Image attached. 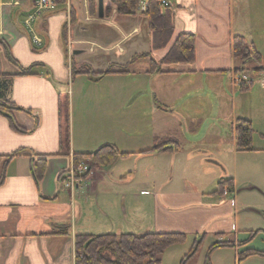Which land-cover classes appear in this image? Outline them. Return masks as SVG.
Returning a JSON list of instances; mask_svg holds the SVG:
<instances>
[{"label":"crops","instance_id":"0c3cea01","mask_svg":"<svg viewBox=\"0 0 264 264\" xmlns=\"http://www.w3.org/2000/svg\"><path fill=\"white\" fill-rule=\"evenodd\" d=\"M21 2L19 6L6 4L0 7V38L7 43L11 56L19 64L9 62L14 68L4 70V55L0 51L1 69L17 73L21 68L27 69L34 64L43 66L35 68L40 74L15 77L8 93V99L24 109L15 113L16 123L31 131L16 132L10 127L8 119L0 115V176L4 173L0 184V264H75L74 238L77 233L88 234L95 228H104L98 231L102 234L111 230L116 221L128 222V216L124 215L128 213L126 192L112 193L114 197L121 198L123 213L115 209L104 211L103 222H96L91 227L81 221L84 213L75 200L76 196L82 200L94 195L99 202L102 191L110 193L109 188L129 180V177L117 178L110 173L109 168L119 157L107 169L91 161L90 174L71 191L64 186L62 178L59 179V174L73 165L74 152H92L105 143L114 144L124 151L120 149V144L133 136L142 137L148 133L151 123L150 131L154 139L172 137L181 146L193 140L191 142L196 143L197 149L191 155L200 156L199 162L203 166H219L222 178L226 179L228 171L219 159L221 156L213 152H218L230 142L231 152L237 157L236 119L244 118L264 126V72H249L252 81L246 89H240L232 80L233 73L242 67L264 68V0H167L174 16V37L181 33L195 37L194 63L174 65V71L184 72L172 74H149L146 72L148 58H134L149 51V46L146 48L144 45L148 39L146 20L139 15L120 16L114 8L106 12L109 0H103L102 17L98 16L97 8L95 15L88 13V0H68L64 9L55 6L43 13L38 22L40 29L35 27L36 22L32 25L34 35L41 40L40 46L32 44V36L24 25V20L34 10L33 1ZM68 14L72 15V22L68 20ZM129 18L141 19L140 25L131 27ZM78 20L82 21L79 24L82 38L73 41L70 38ZM67 23L68 47L63 37V27ZM107 25L114 26L119 34H106ZM88 32L90 34L86 35ZM141 32L145 34L140 36ZM107 35L109 41L104 42ZM236 36L243 37L254 46L260 55V62L250 60L244 65L234 58L232 44ZM73 42H91L97 46V60L105 68L99 71H121L125 68L124 73L118 74L133 78L136 74L132 65L144 62L141 73L149 79L147 82L152 86L153 97L162 107L153 109L150 123L146 114V124L143 122L141 113L137 119L140 126L131 127V118L124 109V102L127 101L121 96L120 104L109 114L105 129L108 138L105 136L102 139L96 130L86 136L80 134L75 137L72 102L70 139L66 143V125L59 108L65 98L69 103V97L61 88L68 85L71 79L70 63L76 64L75 57L84 52L83 49H76L71 54L73 60L68 59L69 50L73 51ZM160 52L163 54L158 56ZM165 52H154L152 57L158 60ZM169 68L164 66L165 70ZM45 72H49L50 76H46ZM144 88L142 92L149 94V89ZM117 120L123 121L119 128L113 124ZM260 132L263 137L264 132ZM87 143L93 145L90 147ZM143 151L139 153L144 154ZM179 152L151 153L155 166L168 163L170 173L165 176L162 170L157 176L153 175L152 181L143 183L140 193L149 196L151 212L148 223L140 232H193L200 238L211 234L224 239L232 234L236 226L235 205L231 204L235 200L214 193L217 188L205 193L192 182L174 185L172 166ZM40 156L47 158V167L43 180L37 185L31 174V160ZM228 189L229 193L234 191V180ZM140 193L135 192L131 196L138 199ZM64 229H67V235L54 233ZM237 264H264V257L252 255Z\"/></svg>","mask_w":264,"mask_h":264},{"label":"rangeland","instance_id":"374dc122","mask_svg":"<svg viewBox=\"0 0 264 264\" xmlns=\"http://www.w3.org/2000/svg\"><path fill=\"white\" fill-rule=\"evenodd\" d=\"M4 2L7 3L9 0H4ZM64 7L65 6H59L58 9H64ZM71 19L72 15L70 14L68 20L71 22ZM39 20L40 18H38L35 23V27L38 29H40L38 26ZM128 20L130 21L131 27L132 25L138 27L141 21L139 18H129ZM81 22L82 21L78 20L77 26L73 27L72 36L70 38L73 41L82 38V30L79 25ZM68 23L65 25L67 34ZM104 31H106V34L108 32L119 34L114 26L107 25ZM90 32L86 35H89ZM144 34L141 32L139 35L141 36ZM84 39L87 38L84 37ZM143 39L144 37L142 36L141 40ZM141 40L140 42L144 43ZM103 41H109L108 35ZM74 43L76 42H73L72 53L70 50L68 52V59L69 57L70 59L72 58L71 54H74L76 49H83L84 52L77 54L75 57L74 61L76 65L87 63V65H91L96 71L105 69L102 68L103 66L97 60V46L91 42L83 44ZM65 45L68 47V42H66ZM144 45L146 48L149 46L148 39L145 40ZM162 54V52L157 53L158 56ZM9 62L10 61H7L4 56L2 59V67L6 71H10L14 68L13 64ZM142 65H144L143 61L140 63L136 62L132 65V71L134 75L136 74L133 78L125 77V74H116V77L106 76L98 80L87 75H75L71 77L68 85L66 84L64 88L61 89L68 93L70 118L73 102L75 137L80 134L86 136L96 130L98 135L102 137V139H105V136H107L105 129H107L106 125L109 122V114L116 110L117 106L120 104L119 100L121 96L122 100L125 98V101H127L124 102L126 105L124 109L131 118V127L136 128L140 126L138 118L141 113H143V115L141 114L144 118L143 122L146 124V114L150 123L153 109L161 104L153 97L154 94L151 90L152 86L147 82L149 79L145 77L144 73H141L143 69ZM122 69L124 70L125 68ZM126 84L127 86H125ZM144 87L149 89V94L142 92L146 89ZM129 91L131 92L130 95ZM66 99L67 98H65V100ZM122 122L121 120H117V122H113V124H115V127L119 128ZM251 124L254 130L252 139V147L254 150L239 151L236 157L234 153L231 152V143L229 142V145H223L222 149L220 148L218 152H213L221 156L219 159L222 160L228 171L227 178H233L235 181L234 191L229 193V189H227V192L223 194L228 200H235V203L231 204L235 205L237 221L232 234H228L224 239H219L215 235L207 234V236L200 239V237H197L196 233L186 232L185 242L166 249L161 256V262L159 264H180L182 258L188 254L195 241H200L198 249L195 255L190 258L186 264H237L238 253L243 250L256 249L258 251H264V136L262 137L260 135V131L264 132V126H260L256 121L254 122L255 125L253 123ZM148 129V133H145L142 137L133 136L125 141L123 145L120 144V149L130 152L131 155L126 159H117L113 166L109 168L110 173L112 172L117 178L128 176L129 180L118 182L115 186L109 188L111 195L110 193L104 194L102 191V195L98 197L99 202H97V196L94 195L82 200L78 199V196L75 197V200L78 201L77 203H80L82 207L84 216L81 221L84 224L88 223L89 227H91L94 224L103 222V212L107 210L115 209L117 212L120 211V214L121 212L123 213L121 198L114 197L112 195L114 192L128 193V197L125 200L128 213L124 214L128 216V222L116 221L114 227H111V230H107L105 233L139 234L148 223L151 212V202L149 201V196L140 193L143 183L152 181L153 175L157 176L162 170L165 176L170 173V166L168 163L165 164V166H155L151 153H139V151L150 149L154 145V135L150 131L151 123ZM191 141L193 140L182 145L179 154L174 158L172 167L175 179H173L172 183L181 186L184 182H192L199 190L205 193H211L217 188L219 181L225 179L222 178V170L219 166L201 165L199 162L200 156L193 157V155H191V153L197 149L195 148L196 143ZM87 145L91 147L93 144L87 143ZM168 158V162H170V156ZM102 167L107 169L108 166ZM104 168L103 170H105ZM161 189H163V187H161ZM135 192L140 193L138 199L131 196V194ZM107 226L110 227V224L107 223ZM103 229L104 228H95L88 234L97 235L101 233L98 231H102ZM218 241H231L233 242V246L219 247L209 252V248Z\"/></svg>","mask_w":264,"mask_h":264},{"label":"trees","instance_id":"16d2710c","mask_svg":"<svg viewBox=\"0 0 264 264\" xmlns=\"http://www.w3.org/2000/svg\"><path fill=\"white\" fill-rule=\"evenodd\" d=\"M142 0H109L107 11L114 8L120 16L139 15L146 20V30L149 39V51L142 53L134 58H148L147 70L149 74H172L183 73L184 71H174L172 66L192 64L195 61V37L192 34L181 33L174 37V16L169 5H163L162 0H147L144 11L139 10V4ZM56 7L65 6L67 0H54ZM97 8V0H88V13L95 15ZM72 12V11H71ZM72 14V13H71ZM72 22V19H71ZM64 43H66V27H63ZM233 56L236 60H240L244 65L250 60L261 61L260 55L252 46L248 44L241 36L233 38ZM166 50L165 54L158 60L152 57L157 51ZM0 51L6 59L16 65L18 62L11 56L7 43L0 38ZM42 64H34L27 69L21 68L17 73L4 72L1 69L0 61V115L8 119L10 127L16 132L28 133V130L16 123L14 115L18 111H24L23 108L17 106L8 99V93L12 80L19 75H36L40 72L35 71L36 67ZM164 66L171 68L165 70ZM71 77L75 75H87L97 80L107 74L124 73V70L113 71L111 69L105 71H94L89 65H76L73 62L70 66ZM237 73H245L246 75L264 72V68L255 67L249 69L242 67L236 70ZM50 76L49 72L44 73ZM244 83L240 89H246L251 84ZM161 107V106H159ZM162 108V107H161ZM29 112L28 110H25ZM60 114L65 121V141L68 143L69 137V103L68 99L61 102L59 108ZM37 125V121L35 123ZM235 137L237 151H252V139L254 130L251 121L238 118L235 121ZM181 148L179 141L172 137L155 138L152 148L143 151V153H160V152H177ZM130 152L120 151L114 144L105 143L92 152H74L73 164L76 166L81 160L90 158L93 162L100 166H110L116 158H126L130 156ZM47 167V158L44 156L36 157L31 160V174L37 185L44 178ZM64 172L59 174L62 178ZM86 174L84 177L86 178ZM4 179V173L0 176V184ZM233 185L232 178L221 180L218 183L214 193L224 194V190L231 188ZM59 235H67V229L54 232ZM75 264H159L161 256L166 249L173 245L182 244L186 240L185 233L181 232H163V231H147L143 233H102L87 234L77 233L75 235ZM201 239V238H200ZM200 241H195L185 255L180 264H186L192 258L199 246ZM233 246L231 241H218L214 243L209 252L219 247ZM252 255L264 257V251L256 249H246L238 253L237 262L247 259Z\"/></svg>","mask_w":264,"mask_h":264},{"label":"built area","instance_id":"2783aa9c","mask_svg":"<svg viewBox=\"0 0 264 264\" xmlns=\"http://www.w3.org/2000/svg\"><path fill=\"white\" fill-rule=\"evenodd\" d=\"M34 4L33 12L27 16L24 20V25L28 29V32L32 36V44L36 46L41 45V40L34 35L33 23L36 22L40 16L46 11H50L55 8L54 0H32ZM21 0H9V2H4V0H0V7L5 6L6 4L9 6H19L21 5ZM163 5H168L167 0H162ZM68 4V0H67ZM147 4V0H142L139 4V10L144 11ZM70 14H68L69 16ZM233 83L236 86H241L244 83H248L251 79L245 73H233L232 76ZM91 159L86 158L81 160L76 166L73 164L70 169L65 171L62 175V183L65 187L69 188L71 191H74L81 183L86 179L84 176L90 174L91 172ZM227 191L225 190L224 193Z\"/></svg>","mask_w":264,"mask_h":264},{"label":"water","instance_id":"95a60500","mask_svg":"<svg viewBox=\"0 0 264 264\" xmlns=\"http://www.w3.org/2000/svg\"><path fill=\"white\" fill-rule=\"evenodd\" d=\"M97 11H98V16L102 17L103 16V0H97ZM254 188V187H251Z\"/></svg>","mask_w":264,"mask_h":264},{"label":"flooded vegetation","instance_id":"af4514ba","mask_svg":"<svg viewBox=\"0 0 264 264\" xmlns=\"http://www.w3.org/2000/svg\"><path fill=\"white\" fill-rule=\"evenodd\" d=\"M225 190H227V189H225ZM225 190H224V191H225Z\"/></svg>","mask_w":264,"mask_h":264}]
</instances>
